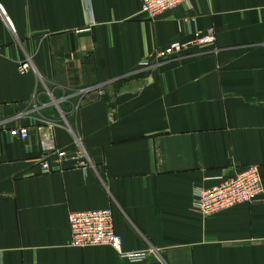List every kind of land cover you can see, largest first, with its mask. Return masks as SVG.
<instances>
[{
  "label": "crops",
  "instance_id": "crops-1",
  "mask_svg": "<svg viewBox=\"0 0 264 264\" xmlns=\"http://www.w3.org/2000/svg\"><path fill=\"white\" fill-rule=\"evenodd\" d=\"M0 6V264H264V193L208 218L192 209L197 188L248 166L264 184V0H193L156 20L141 0ZM213 30L206 52L149 61ZM45 123L68 152L50 172ZM23 127L27 141L10 135ZM107 208L144 261L70 246V213Z\"/></svg>",
  "mask_w": 264,
  "mask_h": 264
},
{
  "label": "built area",
  "instance_id": "built-area-1",
  "mask_svg": "<svg viewBox=\"0 0 264 264\" xmlns=\"http://www.w3.org/2000/svg\"><path fill=\"white\" fill-rule=\"evenodd\" d=\"M193 0H141V13L150 20H156L159 16L176 9L179 6H191ZM89 14L93 23L92 15ZM0 15L5 16L4 9L0 6ZM189 22V21H188ZM14 30V27L10 25ZM193 39L188 42H174L157 50L149 59L156 62L169 61L174 56L190 52V55L201 53L212 48L216 42V33L204 35L201 31H194ZM203 53V52H202ZM144 64H147L146 62ZM148 65V64H147ZM32 62L23 60L18 65L20 74L25 75L33 72ZM99 90V87L92 86L83 89L80 93H88ZM52 123H45L39 128L41 144L46 154V159L41 162L44 172H50V161L55 160L58 167L62 168L68 159V152L57 150ZM29 129L14 128L10 130L13 138L27 141L30 137ZM82 153L76 156V166L86 167L81 160ZM216 183L211 187H200L195 190L192 209L201 217L208 218L217 215L238 205L255 203L264 193V184L260 168L248 166L240 171L235 177L224 179L217 177ZM69 227L72 234L70 246L84 249L94 246L112 247L117 256L131 263L144 261L149 252H134L124 249L123 237L116 232L112 209H101L93 211L72 212L69 215Z\"/></svg>",
  "mask_w": 264,
  "mask_h": 264
},
{
  "label": "rangeland",
  "instance_id": "rangeland-1",
  "mask_svg": "<svg viewBox=\"0 0 264 264\" xmlns=\"http://www.w3.org/2000/svg\"><path fill=\"white\" fill-rule=\"evenodd\" d=\"M209 49H210V48H209ZM209 49H206V50H204V51H202V52H206V51H208ZM202 52H201V53H202Z\"/></svg>",
  "mask_w": 264,
  "mask_h": 264
},
{
  "label": "bare ground",
  "instance_id": "bare-ground-1",
  "mask_svg": "<svg viewBox=\"0 0 264 264\" xmlns=\"http://www.w3.org/2000/svg\"><path fill=\"white\" fill-rule=\"evenodd\" d=\"M159 17H160V16H159ZM159 17H158V18H159ZM158 18H157V19H158ZM211 32H212V31H211ZM211 32H209V33H211ZM209 33H207V34H209ZM207 34H204V35H207Z\"/></svg>",
  "mask_w": 264,
  "mask_h": 264
}]
</instances>
